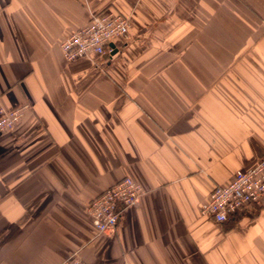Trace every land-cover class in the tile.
<instances>
[{"label":"crops","instance_id":"crops-1","mask_svg":"<svg viewBox=\"0 0 264 264\" xmlns=\"http://www.w3.org/2000/svg\"><path fill=\"white\" fill-rule=\"evenodd\" d=\"M130 18L96 61L60 44L92 15ZM0 264H264V205L223 223L216 186L264 156V0H0ZM143 194L110 231L87 202Z\"/></svg>","mask_w":264,"mask_h":264},{"label":"built area","instance_id":"built-area-1","mask_svg":"<svg viewBox=\"0 0 264 264\" xmlns=\"http://www.w3.org/2000/svg\"><path fill=\"white\" fill-rule=\"evenodd\" d=\"M130 18L113 10L92 15L88 23L69 35L60 44L65 61L80 59L96 61L111 55L114 45L127 38ZM27 104L0 108V131H10L20 121ZM143 194L141 184L125 176L86 204V210L94 228L99 232L113 230L123 211L138 202ZM264 205V156L251 166L235 171L227 184L216 186L208 200L201 206V213L218 223L238 219L242 215L256 214ZM58 264H84L73 253Z\"/></svg>","mask_w":264,"mask_h":264}]
</instances>
